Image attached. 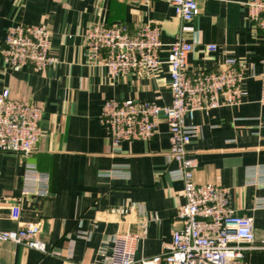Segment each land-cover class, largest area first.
<instances>
[{
    "label": "crops",
    "instance_id": "crops-1",
    "mask_svg": "<svg viewBox=\"0 0 264 264\" xmlns=\"http://www.w3.org/2000/svg\"><path fill=\"white\" fill-rule=\"evenodd\" d=\"M251 1L198 0L199 16L186 22L167 0H0V94L9 90L11 98L43 111L42 137L30 156L0 152V231L40 223L39 239L48 250L0 240V264H104L114 237L125 232L139 235L138 261L161 260L182 227L183 183L171 175L179 164L168 161V125L161 122L150 141L115 147L99 118L107 99L169 105L168 66L111 78L90 58L86 33L96 23H123L132 33L158 25L164 44L194 45L189 71L222 69L226 59L240 63L241 103L198 111L187 149L197 165L195 182L228 189L230 205L252 217L258 238L264 234V185L247 184L249 168L264 171V33L248 19ZM18 25H40L51 33L53 66L39 71L5 63L3 41ZM211 44L216 52L207 51ZM167 55L164 47L161 61ZM28 163L50 175L48 193L22 195ZM114 167H126L129 177H109ZM15 205L21 208L18 221L11 216ZM242 264H264V251L246 253Z\"/></svg>",
    "mask_w": 264,
    "mask_h": 264
},
{
    "label": "built area",
    "instance_id": "built-area-1",
    "mask_svg": "<svg viewBox=\"0 0 264 264\" xmlns=\"http://www.w3.org/2000/svg\"><path fill=\"white\" fill-rule=\"evenodd\" d=\"M167 1L183 21H192L200 14L198 0ZM247 11L254 27L264 33V0H252ZM86 42L92 61L101 63L111 78L139 69L155 71L161 64H167L172 95L169 105L107 99L99 118L115 147L122 142L150 141L158 125L165 122L170 132L168 161L179 164L171 175L183 183L181 195L185 199L178 208L182 227L174 232L173 243L163 259L138 261L139 235L125 232L114 237L111 255L104 264H242L246 253L264 251V234L258 238L252 217L239 215L230 205L229 190L195 182L197 165L187 149L196 132L192 121L198 111L241 103L245 75L240 63L226 59L222 69L189 71L188 56L194 45L182 40L164 44L160 27L151 23L133 33L123 23H96L86 33ZM164 47L168 49L165 62L160 59ZM206 49L216 52L218 47L211 44ZM1 53L13 69L31 66L43 71L56 63L51 52V33L40 25L8 29ZM259 77L264 103V71ZM42 116L41 108L15 100L9 90H4L0 94V152L30 156L42 137ZM247 174L248 185H264V177L260 178L264 171L251 167ZM107 175L127 178L130 172L126 167H114ZM50 184L48 173L39 171L32 163L26 165L21 180L23 196L46 194ZM11 216L13 220L20 219V205L12 207ZM40 230V223H27L18 230L0 231V240L47 253L45 242L39 239Z\"/></svg>",
    "mask_w": 264,
    "mask_h": 264
}]
</instances>
